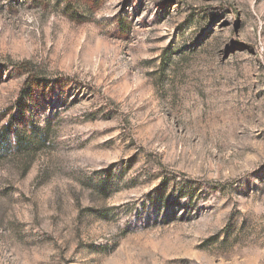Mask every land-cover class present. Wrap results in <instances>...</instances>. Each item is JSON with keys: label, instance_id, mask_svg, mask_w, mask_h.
Wrapping results in <instances>:
<instances>
[{"label": "rangeland", "instance_id": "rangeland-1", "mask_svg": "<svg viewBox=\"0 0 264 264\" xmlns=\"http://www.w3.org/2000/svg\"><path fill=\"white\" fill-rule=\"evenodd\" d=\"M0 264H264V0H0Z\"/></svg>", "mask_w": 264, "mask_h": 264}, {"label": "trees", "instance_id": "trees-1", "mask_svg": "<svg viewBox=\"0 0 264 264\" xmlns=\"http://www.w3.org/2000/svg\"><path fill=\"white\" fill-rule=\"evenodd\" d=\"M27 88H24L23 90H22V93H21V95L23 96V97H26L28 94L26 93V90Z\"/></svg>", "mask_w": 264, "mask_h": 264}]
</instances>
